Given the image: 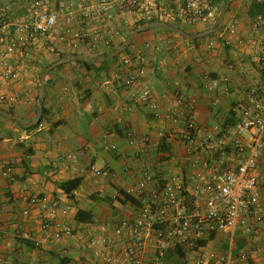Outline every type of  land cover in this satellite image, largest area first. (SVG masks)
<instances>
[{
    "label": "crops",
    "instance_id": "obj_1",
    "mask_svg": "<svg viewBox=\"0 0 264 264\" xmlns=\"http://www.w3.org/2000/svg\"><path fill=\"white\" fill-rule=\"evenodd\" d=\"M66 1L54 0L57 7ZM106 2V11L115 15L114 25L123 32L108 36L103 13L84 20L77 10L69 28L74 31L84 25L90 39L96 37L98 42L75 49L69 44L70 35L60 39L68 19L62 14L57 33L41 39L24 57L6 59L16 76L0 77V95L6 98L0 110L31 123L36 117L40 77L47 65L57 63L60 54L69 59L72 55L98 57L95 55L107 53L123 44L128 33L146 20L138 15H121L116 0ZM99 3L93 1L94 6ZM178 3L156 0L157 8L166 11L176 10ZM263 3L233 0L223 27L208 37L187 40L164 29H151L136 35L128 53L117 59L89 68L82 63H63L46 78L45 114L36 128L26 129L17 121L0 117V264H107L110 255L118 258L115 264H132L123 250L133 236L132 224L139 207L128 203L122 193L136 188L138 172L143 168L152 175L144 196L157 193L175 177H183L190 190L188 178L213 162L205 140H222L225 129L239 118L238 106L245 104L248 91L264 86V18L262 9L254 8ZM22 5L21 9H6L8 5L0 3V15L8 21L20 19L26 14V0ZM214 8L215 18L209 23L191 27L170 24L190 35L202 33L220 16L222 10L219 12L218 5ZM250 40L256 42L253 47L248 44ZM167 43L172 45L171 50ZM158 44H162L160 50ZM127 55L144 58L145 75L133 90L146 88L151 95L149 104L136 103L133 90L122 85L124 75L119 65ZM191 113L197 133L191 144L184 145V123ZM129 130L133 131L134 143L126 135ZM143 138H149V144H143ZM163 142L169 147L168 154L162 152ZM193 157L201 161L197 169L190 165ZM232 162L235 164L234 159ZM5 164L13 167L9 177L1 174ZM93 165L109 176L94 174L90 169ZM260 174L264 176V161ZM75 179L82 183L72 194L59 188L60 183ZM33 195L48 200L60 198L70 207L66 220L73 236L45 241L38 220L40 212L29 205ZM128 195L141 203L139 196ZM25 210L28 216L23 214ZM260 210L263 221L248 217L232 243L228 234L209 232L202 240L205 245L201 253L236 258L244 250H253L249 261L240 264H264V196ZM122 222L129 227L116 235L115 229ZM25 231H32V238L24 239ZM144 243L142 257L149 264H196L202 255L200 251L183 253L185 258L179 261L181 250L173 246L154 262V234L145 235Z\"/></svg>",
    "mask_w": 264,
    "mask_h": 264
},
{
    "label": "built area",
    "instance_id": "obj_2",
    "mask_svg": "<svg viewBox=\"0 0 264 264\" xmlns=\"http://www.w3.org/2000/svg\"><path fill=\"white\" fill-rule=\"evenodd\" d=\"M94 0H67L57 7L54 0H26V14L15 21H8L0 15V77L10 79L16 76L15 70L8 66L6 59L17 55L24 57L41 39L50 38L58 31L62 14L66 15L67 27L64 35L69 36L72 48L80 45H95L97 38L90 39L84 27L79 26L72 31L68 25L74 18L75 11H80L84 20H91L97 14L103 13L105 18V33L108 36H119L123 29L114 25L115 15L106 10V0H99L98 6ZM8 8L21 9L23 0H0ZM121 15H138L142 19L156 20L163 23H174L182 26H196L209 23L215 18V8L209 0H179L176 10H159L156 0H116ZM10 6V7H9ZM234 34V30H230ZM252 47L256 44L250 40ZM167 48L172 45L167 43ZM162 44H158L160 50ZM145 48H150L147 43ZM123 81L126 89L138 87L145 75L144 58L142 55H127L120 62ZM136 103H151L150 92L140 89L132 91ZM6 98L0 95V103ZM128 111L131 107L127 108ZM239 118L224 131L223 139L217 143L205 140V148L212 151L213 162L203 170L196 172L190 178V190L183 177H175L166 182L157 193L144 196V191L152 180L147 168L138 172V183L135 189H129L128 194H135L141 198V206L136 219L133 221V236L124 248V255L132 264H149L145 262V235L154 234L157 240V256L154 262L162 259L165 253L177 246L182 253L200 251L199 243L209 232L228 234L231 243L241 225L248 217L256 222L263 221L260 210V199L264 196V176L260 174L261 162L264 161V86L253 88L246 94L245 104L238 106ZM156 117H158L156 115ZM197 126L191 113L186 118L183 128L182 143L191 144L196 136ZM128 139L134 143L133 131L126 133ZM248 135V139H245ZM229 142V145L224 143ZM143 144H149V138L142 139ZM108 146L107 149H113ZM234 159L235 164H233ZM192 168H199L201 161L197 157L190 160ZM91 171L99 177L109 176L107 171H101L96 166ZM126 171H129L126 168ZM13 173L11 165H3L1 174L9 177ZM136 176V175H134ZM29 205L39 210L41 229L45 233L46 242H56L63 237L73 236V229L67 222L70 207L64 205L62 199L48 200L45 197L33 195ZM28 216L29 211L23 213ZM127 222H122L115 229L116 235H121L128 228ZM32 231L22 233L24 239L32 238ZM39 243H37L38 245ZM253 250H244L236 258H227L214 253L202 254L196 264L214 261L215 264H240L248 262ZM118 258L110 255L106 263L115 264Z\"/></svg>",
    "mask_w": 264,
    "mask_h": 264
},
{
    "label": "water",
    "instance_id": "obj_3",
    "mask_svg": "<svg viewBox=\"0 0 264 264\" xmlns=\"http://www.w3.org/2000/svg\"><path fill=\"white\" fill-rule=\"evenodd\" d=\"M233 0H227V2L225 3L224 8L222 9L220 16L218 17V20L216 21V23H214V25H212L209 29H207L206 31L196 34V35H190L187 34L185 31H183L181 28L174 26L170 23H155L152 25H148L145 26L143 28L137 29L135 31H133L129 37L126 39V41L115 51L111 52V53H107L101 57H82L79 55H74L71 56L69 59H62L60 61H58L57 63H55L54 65L49 66L48 68H46L43 73L41 74L40 77V85H39V99L37 101V111H36V117L35 119L31 122V123H24L22 120L15 118L14 116H12L11 114L4 112L3 110H0V117H3L5 119H9L12 121H17L18 123H20V125L23 128H31V127H35L39 124L42 116H43V99L45 96V83H46V78L48 76V74L55 69L56 67L60 66L63 63L66 62H76V63H91V64H96V63H106L108 61H111L113 59H115L117 56L121 55L123 52L126 51V49L129 48V46L131 45L134 37L136 35H138L139 33L151 30V29H164L166 31L175 33L187 40H197L200 38H204V37H208L209 35H212L214 33H217L218 31H220V29L223 27V21H224V17L225 14L227 12V10L230 7V4Z\"/></svg>",
    "mask_w": 264,
    "mask_h": 264
},
{
    "label": "trees",
    "instance_id": "obj_4",
    "mask_svg": "<svg viewBox=\"0 0 264 264\" xmlns=\"http://www.w3.org/2000/svg\"><path fill=\"white\" fill-rule=\"evenodd\" d=\"M226 2H227V0H216V1L211 2V4H212L213 6L218 5V6H219V12H220V11L224 8ZM254 8H260V9H262L260 12H261V14H262V17L264 18V3L261 4V5H256V7H254ZM227 12H228V11H227ZM155 23H161V22L156 21V20H144V21L138 23L137 26H135L134 29H132V30L128 33V35L125 37L124 40H126V39L128 38V36L130 35V33H132L133 31H135V30H137V29H140V28H143V27L148 26V25L155 24ZM121 45H122V42H121L119 45H117L116 47H111L107 53H111V52L115 51V50L118 49ZM128 51H129V48L126 49V51H125L124 53H128ZM107 53L96 54L95 56L101 57V56H103V55H105V54H107ZM72 56H74V55H72ZM119 56H120V55H119ZM119 56H117L115 59H117ZM65 57H66V55L60 54V55L58 56L57 62L60 61V60H62V59L65 58ZM53 64H54V63H53ZM53 64H51V65H53ZM51 65H47V67H49V66H51ZM81 65H82V66H85V67H87V68H89L90 66H92L91 63H82ZM47 67H46V68H47ZM46 68H45V69H46ZM44 114H45V111L43 110V116H42V119L44 118ZM42 119H41V120H42ZM40 122H41V121H40ZM34 128H36V127H34ZM161 148H162V152L167 153V154L169 153V147H168V145H167L166 143L163 142V143L161 144ZM81 183H82L81 179H75V180H72V181H68V182L60 183V184H59V188H60L64 193H66L67 195H70V194H72L74 191H76V190L81 186ZM122 195L124 196L125 200H126L128 203L132 204L133 206H136V207H139V208H140L141 204H140L139 202H137L135 199H133L131 196H129V195L126 194V193H122ZM204 245H205V241H202V242L199 243V246H200V247H202V246H204ZM178 256H179V261H183L184 258H185V257H184V254H183L181 251H178Z\"/></svg>",
    "mask_w": 264,
    "mask_h": 264
},
{
    "label": "rangeland",
    "instance_id": "obj_5",
    "mask_svg": "<svg viewBox=\"0 0 264 264\" xmlns=\"http://www.w3.org/2000/svg\"><path fill=\"white\" fill-rule=\"evenodd\" d=\"M218 20V18L216 19V21ZM216 21H215V23H216Z\"/></svg>",
    "mask_w": 264,
    "mask_h": 264
}]
</instances>
